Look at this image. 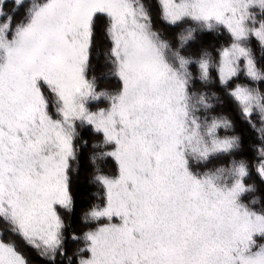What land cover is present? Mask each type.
Returning a JSON list of instances; mask_svg holds the SVG:
<instances>
[{"label": "snow or ice", "instance_id": "6c2138e0", "mask_svg": "<svg viewBox=\"0 0 264 264\" xmlns=\"http://www.w3.org/2000/svg\"><path fill=\"white\" fill-rule=\"evenodd\" d=\"M0 264H264V0H0Z\"/></svg>", "mask_w": 264, "mask_h": 264}]
</instances>
